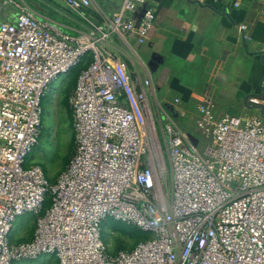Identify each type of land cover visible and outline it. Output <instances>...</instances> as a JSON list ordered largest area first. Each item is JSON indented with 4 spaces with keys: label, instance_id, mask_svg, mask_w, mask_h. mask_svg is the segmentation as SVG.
Returning a JSON list of instances; mask_svg holds the SVG:
<instances>
[{
    "label": "built area",
    "instance_id": "2783aa9c",
    "mask_svg": "<svg viewBox=\"0 0 264 264\" xmlns=\"http://www.w3.org/2000/svg\"><path fill=\"white\" fill-rule=\"evenodd\" d=\"M64 1L90 34L59 33L23 1L0 5V264L45 255L58 264H264V74L242 115L219 117L211 101L197 106L194 126L206 140L198 146L159 102L149 72L132 77L126 53L111 47L116 37L142 61L135 46L155 20L148 7L140 16L148 0H122L114 11L97 0ZM7 5L15 22L2 20ZM82 65L71 105L76 152L51 183L27 164L43 99ZM28 214L33 239L12 242ZM108 219L150 238L113 255L103 240Z\"/></svg>",
    "mask_w": 264,
    "mask_h": 264
},
{
    "label": "crops",
    "instance_id": "0c3cea01",
    "mask_svg": "<svg viewBox=\"0 0 264 264\" xmlns=\"http://www.w3.org/2000/svg\"><path fill=\"white\" fill-rule=\"evenodd\" d=\"M15 1H23L38 19L72 39L92 32L90 24L73 14L64 0L57 7L50 4L52 0ZM97 1L111 6L113 11L122 2L116 0L113 6L110 0ZM234 1L148 0L147 7L155 14L154 29L146 43L135 46L142 60L136 58L143 75L118 38H113L114 45L109 43L116 51L126 53L129 67L134 69L130 67L132 77L136 73L142 78L150 74L164 107L188 133L196 131L194 118L198 105L211 101L218 113L232 114L227 106H232L237 97L257 95L260 91L264 74V56L259 54L264 44V2L242 0L241 7L235 8ZM3 2L0 0V5ZM3 9L2 20L15 22L17 10L11 5ZM92 20L101 22L95 15ZM241 24L248 26L244 33L239 31ZM153 54L160 55L161 60H153ZM237 68L242 72L238 73ZM244 113L245 103L237 115Z\"/></svg>",
    "mask_w": 264,
    "mask_h": 264
},
{
    "label": "rangeland",
    "instance_id": "374dc122",
    "mask_svg": "<svg viewBox=\"0 0 264 264\" xmlns=\"http://www.w3.org/2000/svg\"><path fill=\"white\" fill-rule=\"evenodd\" d=\"M26 1L30 2L31 0ZM50 4L57 7L59 4L61 5L62 2L61 0H52L50 1ZM8 13L9 10L7 8L5 10L6 17ZM131 60L139 68V73L143 75V68L138 60L132 55ZM82 69H84V65L76 68L68 75L60 76L58 80L50 86L43 99L44 113L42 119V134L39 144L29 155L27 164L29 166H40L51 183H55L61 173L66 170L76 152V139L73 131L71 105L78 76ZM131 69L132 71L134 70L133 67H131ZM237 72L240 73L242 70L237 68ZM240 76L241 74L239 77ZM161 96V93L157 92L158 100L163 104ZM249 97L250 96L246 94L237 97L232 106H230V104L227 106V110L232 114H240L244 103L245 105L248 103ZM241 98H245V101L242 102ZM152 107L160 129L157 110L154 103H152ZM251 114L257 115L259 113L257 111H252ZM222 115V113H218L219 117ZM188 135L198 146L206 143V140L202 138L197 130L188 133ZM35 226L36 222L34 215L28 214L19 217L15 222L11 233V241L17 243L18 241L30 240L33 236ZM137 231L131 226L108 219L103 223V240L108 246L109 252L116 255L122 251H130L137 245V243L148 240L149 237H147V235H142ZM19 264H58V260L55 256L45 255L35 260L22 261Z\"/></svg>",
    "mask_w": 264,
    "mask_h": 264
},
{
    "label": "water",
    "instance_id": "95a60500",
    "mask_svg": "<svg viewBox=\"0 0 264 264\" xmlns=\"http://www.w3.org/2000/svg\"><path fill=\"white\" fill-rule=\"evenodd\" d=\"M147 6L142 7L140 16L143 17V15L147 12ZM153 60L159 62L161 60V56L158 54H153L152 56Z\"/></svg>",
    "mask_w": 264,
    "mask_h": 264
},
{
    "label": "trees",
    "instance_id": "16d2710c",
    "mask_svg": "<svg viewBox=\"0 0 264 264\" xmlns=\"http://www.w3.org/2000/svg\"><path fill=\"white\" fill-rule=\"evenodd\" d=\"M84 68H85V65H84ZM35 229H36V226H35ZM136 231H137V229H135ZM34 232H35V230H34ZM138 233H141L142 235L144 234V235H147V237H149V235L148 234H145V233H142V232H139V231H137ZM33 237H34V233H33V236H32V238L30 239V240H28V241H18L17 243H21V242H29V241H31L32 239H33ZM150 238V237H149ZM148 238V239H149ZM142 242V241H141ZM140 243V242H139ZM138 244V243H137ZM135 248V247H134ZM133 248V249H134Z\"/></svg>",
    "mask_w": 264,
    "mask_h": 264
}]
</instances>
